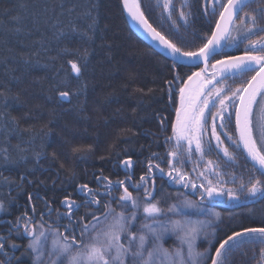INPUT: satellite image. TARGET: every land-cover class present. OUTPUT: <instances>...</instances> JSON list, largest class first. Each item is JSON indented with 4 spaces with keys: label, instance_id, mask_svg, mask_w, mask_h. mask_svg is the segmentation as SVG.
<instances>
[{
    "label": "trees",
    "instance_id": "16d2710c",
    "mask_svg": "<svg viewBox=\"0 0 264 264\" xmlns=\"http://www.w3.org/2000/svg\"><path fill=\"white\" fill-rule=\"evenodd\" d=\"M139 2L152 26L185 50H195L210 35V26L214 27L218 19L219 5L217 15H211V0L207 3V15L204 13L205 0H172L171 18L162 7L163 0ZM185 2L187 7L182 9L181 4ZM258 6H264L262 0H256L244 11L252 12ZM89 10L91 16L86 14ZM181 10L187 14L186 23L180 19ZM36 13L40 15L36 16ZM240 15L243 16V13ZM93 18L97 21L94 25ZM258 20L264 26V17L258 16ZM235 24L239 25L240 21L236 20ZM73 26L77 31L71 33L70 39L67 35L59 40L54 38L57 29L69 33ZM85 32L92 37L91 40L81 35ZM235 33L234 30L233 35ZM260 36H264V33L253 35L250 39L256 40ZM247 44L245 40L238 48H225L224 52L227 55L244 53ZM65 48L70 49L72 54H64ZM222 58L223 55L216 57ZM25 60L29 63L25 64ZM68 60H76L82 65L79 81L72 78L75 74L71 72ZM214 62L210 61V64ZM172 63V60L146 44L132 31L121 0H0V85L10 89L9 96H19L16 101L9 100V115L19 121L21 128L32 126L34 130H39L46 126V130H51L47 138L37 137L33 144L22 145L29 149V153L33 149L46 153V158H41L40 167L28 174L26 181H21L20 176L30 172L33 167L31 160L27 164L12 166L11 170L0 166V200L8 209L7 212H0V235L4 237L0 242L5 243V249L0 250V262L34 264L23 220L19 231L9 223L15 222L25 212L36 222L42 221L48 226L60 228L67 235L64 226L69 222L66 218L58 219L57 213L67 211L60 203L66 195L77 203L81 202L82 196L77 190L79 184L87 183L89 187L103 193L102 183L96 180L101 175L108 176L114 182L131 175V181L138 182L139 177L147 171V160L153 152L164 157L163 160H154V163H160L165 172L168 171L166 153L174 149L175 142L166 144L165 137L172 134L171 122L175 119L177 106L169 100L165 84L174 74ZM200 68L202 66L182 64L176 71L186 79L187 75ZM252 75L254 72L243 76H228L215 86L235 89ZM12 77H19V82ZM82 84L87 85L85 94L72 97L70 103L59 99V91H78ZM226 94L230 95V92ZM82 104L84 111L79 110ZM257 108L254 105L255 116ZM229 110L232 111L231 108ZM162 117H167L163 127L160 123ZM257 122L261 123L260 120ZM225 124L224 129L218 128L217 131L221 133L229 150L235 151L232 141L223 135L227 132L236 137L234 115L231 123L225 120ZM128 129L135 131L136 135L133 136ZM30 135L23 133V138L27 140ZM5 136L6 132H0V148L9 147L11 151L19 141L15 136L6 141ZM204 140L207 147L208 136ZM76 147L84 151L74 153L73 148ZM52 153H56L55 160L52 159ZM236 154L238 163L232 165L226 164L223 154H217L216 151L207 153L203 161L194 152L191 160H188L185 153L184 171L195 179L196 173L192 169L197 163L199 169H203L204 163L211 159L220 164L225 173L223 179L229 181L224 187L238 189L241 177L247 181L252 164L245 162L243 153ZM129 156L134 166L126 169L122 161ZM153 172L158 198H175L184 192L201 202L199 192L192 194L191 189L174 184L167 175L161 178L157 170L153 169ZM233 172L236 175L235 184L231 183L229 175ZM5 177L8 178L7 182ZM196 182L199 183L198 180ZM122 191L114 190L112 197L118 200ZM129 191L133 195L137 194L132 187H129ZM29 193L33 196L32 201L28 200ZM140 194H143V189ZM237 195L239 200L230 201L225 194L219 197L220 200L203 201L216 206L226 218L218 231V240L242 227L264 226V200L249 197L246 190H238ZM101 199L100 206L81 208L75 213L76 217L86 212L102 216L103 203L111 197L103 196ZM45 201L50 202L49 206L53 209L50 216ZM112 205L118 206L117 203ZM33 206L36 207L35 214L32 212ZM41 210L45 213L43 219L40 216ZM9 228H12L11 232ZM78 231L75 235L80 239ZM12 244L17 247H10ZM261 247L264 246L245 244L229 252L225 264H264L260 255Z\"/></svg>",
    "mask_w": 264,
    "mask_h": 264
},
{
    "label": "snow or ice",
    "instance_id": "6c2138e0",
    "mask_svg": "<svg viewBox=\"0 0 264 264\" xmlns=\"http://www.w3.org/2000/svg\"><path fill=\"white\" fill-rule=\"evenodd\" d=\"M255 2L256 0H211V15H217V5H219V12L214 27L210 26V35L195 50H185L183 46H178L149 23L141 10L139 0H122L123 9L127 11L128 16L172 58L174 74L171 80L165 81V84L169 100L177 106L175 107V119L171 122L172 134L165 137V143L174 141V149H169L166 153L167 172L160 163H154V160H163L164 157L153 152L147 160V171L139 177L138 182L133 183L131 175L115 182L108 176L101 175L96 177V180L98 183H102L103 193L89 187L87 183H83L79 184L77 188L82 196L80 203L66 195L60 203L67 211L63 214L58 212L57 218L68 220V225L64 226L68 235L59 233L58 230H52L56 238L52 242L51 254L57 256L56 264H64L65 260H67V264H209V261L210 264H225L228 253L242 248L245 244L264 246V226L242 227L239 231H232L231 234L217 240L218 246L213 245L208 236L215 238V232L207 233L206 231L211 225V221H193L190 218H185L183 208L178 204H171L167 208L162 206L164 201L156 195L153 172V169L157 170L161 178L167 175L174 184L191 189L192 194L199 192L200 205L188 199L183 201V207L195 208L196 215H211L219 220V213H211L210 208L203 205V201L207 199L212 202L216 197L225 194L230 201L239 200L238 190H246L249 197L264 200V123L257 122L253 110V106L257 105L260 111V120L264 121V36H260L256 40L250 39L253 35L264 33V26H261L258 20V16L264 17V6H258L252 12L244 11ZM207 3L208 0H205V15L208 14ZM262 4H264V0H262ZM162 7L171 18L172 0H163ZM185 7H187L186 2L181 4L182 9ZM241 13L243 16L240 15ZM86 14L91 16V11L89 10ZM35 15L39 16L40 14L36 13ZM180 19L187 22V14L183 10L180 11ZM236 20L240 21L239 25L235 24ZM96 22V19L93 18V25ZM58 23L59 21L56 22V24ZM56 24L52 26L56 27ZM89 27L91 28L92 25ZM16 30L20 31L19 28ZM234 30L237 35H233ZM76 31L74 26L69 33L57 29L54 38L59 40L67 35L70 39L71 33ZM81 35L87 36L89 40L92 39L86 32ZM245 40L248 41V44L242 55H227L224 52L225 48H238ZM63 52L67 55L72 54V51L67 48ZM222 55L224 58L216 59ZM82 59H86V57H82ZM213 60L215 62L210 64V61ZM185 62H190L194 66L202 63L204 66L199 71L187 75L185 79L176 71ZM24 63L27 64L29 61L25 60ZM67 63L70 65L71 72L75 74L72 78L79 81L82 75V65L76 60H68ZM249 72H254L255 75L235 89L217 88L213 84V81L220 83V79L228 76H243ZM217 76L220 79H217ZM12 79L19 82V77H12ZM56 87L58 90V86ZM86 87V84H82L78 91H59V99L70 103L72 97L85 94ZM9 91L10 89L0 85V132H6L4 137L6 141L15 136L19 142L11 151L9 147L0 148V166L8 167L11 170L12 166L21 163L27 164L31 160L33 167L30 172L20 176L21 181H26L27 175L34 173L40 167L41 158H46V153L34 149L29 153V149L22 145L33 144L37 137L47 138L51 135V130H46V126H42L39 130H34L32 126L21 128L19 121L9 115V100L16 101L19 96H9ZM149 91L152 90L149 89ZM226 92H230V95H227ZM258 96L260 100L257 99ZM230 108L232 111L229 110ZM79 110L84 111L83 104L80 105ZM233 115L236 137L234 138L227 132L223 133L229 141H232L235 151H230L217 129L226 127L225 120L231 123ZM27 117L26 113L25 118ZM166 119L167 117L161 118L162 127ZM127 131L131 132L133 136L136 135L132 129ZM23 133H31V135L25 140ZM205 136H208L207 147L205 146ZM83 151L84 149L80 147L73 148L74 153ZM213 151H216L217 154L222 153L226 164L236 165L238 163L237 152L244 154L246 163L248 161L252 163L247 181L241 177L238 189L224 187L229 181L223 179L225 173L221 170L220 164L211 159L204 163L203 169H199L198 163L192 169L196 173L195 179L184 171L185 160L183 157L185 153L188 160H191L194 152L198 154L199 160L203 161L205 155ZM52 159H56V153H52ZM122 163L126 169L134 166L130 156ZM229 175L231 183L235 184V173ZM4 179L7 182L8 178ZM197 180L199 183L196 182ZM27 182L32 183V181ZM129 187L136 190V196L129 191ZM118 189L123 191L119 195V199L116 200L115 197H112V192ZM141 189H143L142 195L140 194ZM103 196L111 197L103 203V220L95 212H86L85 215L76 217L75 213L81 208H90L92 205L100 206ZM32 199L33 196L29 193L28 200L32 201ZM112 203H117L122 210L116 212L115 208L111 207ZM49 205L50 202L45 201V208L50 216L53 209ZM7 210L6 204L0 200V212H7ZM141 210L142 218L139 215ZM97 211H100V208H97ZM32 212L36 213L35 206L32 207ZM169 213L172 216H181V218L173 219L168 215ZM44 214V211L41 210V219ZM89 216L91 219H88ZM22 220L24 233L32 237L28 247L37 253V259L40 260L41 249L44 247L42 240L46 241V232L51 230V226L49 229H45L44 224L39 223L37 232L35 226L37 222L33 217L28 216L27 212L23 216L17 217L15 222L9 223L19 231ZM77 229L80 233L79 243H77L75 235ZM11 231L12 228H9V232ZM202 233L205 234V239H208L210 248L214 247L215 254L212 256L208 255L209 249H205L203 252L197 250L196 241ZM169 236H174L178 241L170 248L165 247L166 238ZM3 240L4 237L0 235V241ZM10 247L15 248L17 245L12 244ZM3 249H5V243L0 242V250ZM260 255L264 260V247H261Z\"/></svg>",
    "mask_w": 264,
    "mask_h": 264
},
{
    "label": "rangeland",
    "instance_id": "374dc122",
    "mask_svg": "<svg viewBox=\"0 0 264 264\" xmlns=\"http://www.w3.org/2000/svg\"><path fill=\"white\" fill-rule=\"evenodd\" d=\"M235 35H237V33H235ZM256 116H257V120H260L259 107L257 108ZM261 123H263V121H261ZM136 195L134 194V196H136ZM185 199L191 200V201L195 202L197 205L201 204V202H199L195 197H193L187 193L181 192L175 198L166 197L165 199H161L164 201L162 206L167 208L171 204H178L181 206V208H183V215L185 218H190L193 221H195V220L211 221V225L207 228L206 231H207V233H212L213 231L215 232V238H213L212 236L209 235L208 239H211L213 245L217 246L216 241L218 240V231L226 220L225 216L221 213V211L216 206H214L212 204H206V203H203V205L208 206L210 208L211 213H219V215H220L219 220H217L214 216H211V215H196L195 214L196 213L195 208H184L183 207V201ZM215 199L220 200L221 198L216 197ZM111 207L115 208L116 212H120L122 210L119 206L115 207L112 204H111ZM139 215H141V218H142V210L139 213ZM168 215L171 216L173 219H180L181 218V216H172L171 213H169ZM100 217H101V220H103V215ZM39 223H43V222L37 221V225H35L37 232L39 231V227H38ZM44 227H45V229H49V226L46 224H44ZM52 230H58L59 233L64 234V232L60 228L51 227V230L46 232V236H47L46 241L42 240L44 247L41 249L40 260L37 259V253L32 251L33 257H34V264H41V261H42V264H56L57 256L54 254H51L52 249H53L52 242H53V239L56 238V237H54ZM64 235H66V234H64ZM79 235H80V233H79ZM76 237H77V243H79L80 239L78 238V235ZM208 239H205V234L202 233L201 236L196 241L197 250L203 252L205 249H209L208 255L212 256L213 251H214V247L210 248L209 243H208ZM31 240H32V237H29V243L31 242ZM85 240H86V237H85ZM122 242H124V241L122 240ZM177 243H178V241H176L174 236H169L168 238H166L165 247L170 248V247H173ZM209 263H210V261H209ZM64 264H67V260L64 261Z\"/></svg>",
    "mask_w": 264,
    "mask_h": 264
},
{
    "label": "water",
    "instance_id": "95a60500",
    "mask_svg": "<svg viewBox=\"0 0 264 264\" xmlns=\"http://www.w3.org/2000/svg\"><path fill=\"white\" fill-rule=\"evenodd\" d=\"M122 1V0H121ZM123 7V5H122ZM124 15L125 18L130 26V28L132 29V31L140 38L142 39L146 44H148L149 46H151L153 49H155L156 51H158L160 54H162L163 56L167 57L168 59L172 60L171 56L161 47L158 45L157 42L153 41L150 36L141 28L137 25V23H135L127 14V11L124 10ZM150 23V22H149ZM183 65H187V66H194L192 65L190 62H185ZM198 66H204L202 63L199 64ZM255 75V73H254ZM217 79H220L219 76H217ZM221 80V79H220ZM213 84H216V81H213ZM209 87H211V85H209ZM259 97V96H258ZM257 97V99H258ZM254 108V106H253ZM250 162V161H249ZM251 163V162H250ZM252 164V163H251ZM215 254V253H214ZM213 254V255H214Z\"/></svg>",
    "mask_w": 264,
    "mask_h": 264
},
{
    "label": "flooded vegetation",
    "instance_id": "af4514ba",
    "mask_svg": "<svg viewBox=\"0 0 264 264\" xmlns=\"http://www.w3.org/2000/svg\"><path fill=\"white\" fill-rule=\"evenodd\" d=\"M242 54H243V53H240V54H238V55H242ZM238 55H237V56H238Z\"/></svg>",
    "mask_w": 264,
    "mask_h": 264
}]
</instances>
